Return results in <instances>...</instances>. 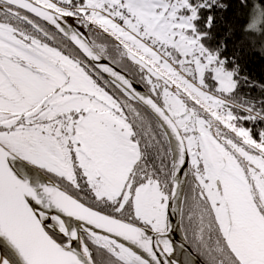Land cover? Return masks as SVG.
I'll list each match as a JSON object with an SVG mask.
<instances>
[{
  "label": "snow or ice",
  "instance_id": "obj_1",
  "mask_svg": "<svg viewBox=\"0 0 264 264\" xmlns=\"http://www.w3.org/2000/svg\"><path fill=\"white\" fill-rule=\"evenodd\" d=\"M254 55L264 0H0V264H264Z\"/></svg>",
  "mask_w": 264,
  "mask_h": 264
},
{
  "label": "trees",
  "instance_id": "obj_2",
  "mask_svg": "<svg viewBox=\"0 0 264 264\" xmlns=\"http://www.w3.org/2000/svg\"><path fill=\"white\" fill-rule=\"evenodd\" d=\"M245 71L257 82L264 81V58L249 56L246 60Z\"/></svg>",
  "mask_w": 264,
  "mask_h": 264
},
{
  "label": "water",
  "instance_id": "obj_3",
  "mask_svg": "<svg viewBox=\"0 0 264 264\" xmlns=\"http://www.w3.org/2000/svg\"><path fill=\"white\" fill-rule=\"evenodd\" d=\"M179 237H177V239H178Z\"/></svg>",
  "mask_w": 264,
  "mask_h": 264
}]
</instances>
